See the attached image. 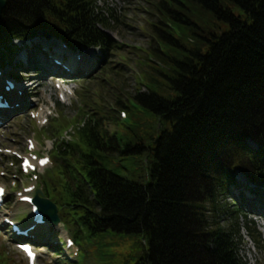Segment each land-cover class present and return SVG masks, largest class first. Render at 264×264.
Masks as SVG:
<instances>
[{
	"label": "trees",
	"instance_id": "trees-1",
	"mask_svg": "<svg viewBox=\"0 0 264 264\" xmlns=\"http://www.w3.org/2000/svg\"><path fill=\"white\" fill-rule=\"evenodd\" d=\"M228 1L242 13L220 0L148 2L141 25L147 46L130 47L142 52L136 93L113 101L132 116L139 107L153 113L164 122L159 128L140 131L142 123L133 122L116 138L117 121L129 119L104 100L93 118L77 109L60 128H45L55 141L53 154L64 162L48 175L47 192L72 226L80 254L106 236L136 235L138 243L112 261L114 250L101 245L100 255L110 256L106 264H247L239 254V212L227 208L225 224L214 216L236 170L264 180V0ZM201 12L221 32L198 25ZM1 21L2 63L17 51L13 39H29L42 28L71 44L99 46L105 57L126 48L105 32L125 24L123 17L97 0H5ZM57 108L61 117L65 108ZM145 150L151 154L145 184L126 168V176L109 168L118 155L134 164L129 157ZM0 264H9L5 252Z\"/></svg>",
	"mask_w": 264,
	"mask_h": 264
},
{
	"label": "rangeland",
	"instance_id": "rangeland-1",
	"mask_svg": "<svg viewBox=\"0 0 264 264\" xmlns=\"http://www.w3.org/2000/svg\"><path fill=\"white\" fill-rule=\"evenodd\" d=\"M150 1L153 0H97L98 5L113 8L116 10L117 14L123 17L125 24L114 25L110 30H108V32L118 41L123 43L126 48L122 49L119 53L113 52L106 58L104 57L102 62H99L102 54L100 49L97 47L90 49V53L92 55L91 59H93V65H96V68L95 70L93 69L94 72L89 76L90 80L86 76L82 77L81 73H79L78 78L72 77L69 81H67L70 83L69 86L72 91L71 93H67L65 95L64 102L61 101L63 107L65 108L66 116L71 118L72 115H75L77 108H82L87 110L90 118H93L92 113L95 112V109H98L99 111L103 109L101 106L103 105V100L104 102H107L108 107L112 106L115 109L117 106L113 100L117 95H120L121 98L125 100L126 95H134L136 93V79L138 77V73L140 72V66L137 60L139 58L138 56L141 55L142 52H136L130 47L147 46L148 34L142 31L140 26L145 24L144 18H146L147 13H149L147 12V9L151 7L150 3H148ZM220 1L224 7L231 9L235 14L242 13L240 7L234 2L228 0ZM217 23L218 21H216L214 17L206 14V12H201L198 25L209 26L212 28V31L219 33L221 32L222 27L219 28ZM196 39L195 34H190L189 41L195 42ZM53 42L55 41L53 40ZM15 43L18 46H21L20 51L13 57L11 66H3L4 74L15 72V69L19 66V60L22 62L23 68L26 65H29L25 67L26 72H22L20 69L16 72L22 80L24 78L26 79L25 81H22V84L20 85V87L24 86L27 89L26 91L23 89V92L20 91V96L23 100V108L33 106L31 108L34 109L37 104L46 106L50 108L52 115L54 114L53 117L56 118L57 114L59 115L60 113L55 104V101L58 98L57 95H55V91L53 90L54 87L51 83L50 75L53 73L49 72V67L47 68V71L45 70L46 67L42 63V59H33L30 61V56L27 50L22 47V44H24L23 42L15 41ZM50 48L55 51V53L58 52V50L53 46H50ZM67 54L68 53H64L65 58L73 59L72 56H67ZM123 56H125V60H123ZM90 60L83 62L81 65L87 66ZM104 69H107L110 72V77L117 78V82H119V84L116 81L115 83H111L109 81V77L104 73ZM53 75L54 77L61 76L57 74ZM61 79L65 80L68 78L61 77ZM119 86H123V89L119 90ZM2 89L3 87L0 85V90ZM142 91H145V89L142 88ZM84 95H87L86 104L82 100ZM91 102L96 103L91 104ZM139 108L140 109L133 111V116L131 115V112L129 113L126 111L127 117L130 121L128 120L125 124L120 120L117 121L118 125L115 126V128L117 127L115 134L116 138L118 131L122 133L123 129L128 130V128L132 127L133 122L142 123L140 131L146 128L147 125L151 128H159L164 124L163 120L158 119L153 113L144 110L142 107ZM44 110L45 112L48 111L46 108ZM44 110L40 112L42 113ZM18 112L20 113L16 114L14 117H7L0 122V148L13 150L24 149L26 137L33 136L40 142V154L49 152L53 145V141L50 140L52 137L40 132V130L43 129L41 127L42 125L36 120H32L26 114L24 109H20ZM97 114L94 117H98ZM64 119V114H61V117L59 116L57 120H52L51 125L60 128L64 124ZM111 128L112 127H110V129ZM70 133L69 128L63 134H66V137H68ZM131 142L134 144L133 141ZM250 146L253 147L252 149H256L254 145L250 144ZM124 156V154H121L114 158L115 164L111 165L109 168H114L116 172L123 176H126V173L123 171V169L126 168L131 173V179L138 180L141 184H145L147 178V165L150 163L151 154L148 153L147 150L134 154L132 157H129L131 158V161H134V164H129L127 161H121L120 159ZM16 165H12L9 160H6L2 155H0V172H6V177H4V179H0V181L2 180L6 182L8 189L6 196L7 210L5 211H14L16 220H20L22 224H28L31 218L29 210L24 205L18 204L15 195L17 188L13 187L14 185L11 183L14 175L16 174ZM237 179L239 185H247V180L243 179V176L239 174V172L237 174ZM28 182L29 181L27 179H22L17 181L15 186L19 185L20 188V186L26 185ZM217 200L219 209L214 216V220L223 224V222H225V218L227 217L226 209H231L233 206L232 202L234 201H232V198L230 197H219ZM248 206V203L243 205L242 207L244 208H241L238 215V225L241 228V239H243L241 252L247 264H261L264 260V214L256 213L253 209L250 211L248 210ZM253 207L256 209L255 206ZM259 210H261V208H259ZM248 213H250V217L248 218L252 219L254 222H250L248 218L244 216ZM60 228L61 227L50 230L47 226L38 227V230L35 232L37 244L39 245L37 246L39 253L37 264L64 263L61 259L64 256H61L59 253L54 254L52 246L47 244L51 241V238L54 240L58 239V237L55 236L58 234L57 230ZM60 236L65 237L66 235L65 233H61L59 234V237ZM253 236L259 240L260 245H258ZM93 243L94 245L90 248L87 247L86 253L80 254L76 264H106V258H109L110 256L109 254L100 255L103 251L102 247H100L101 245L104 249L108 246L114 250L110 253L112 261L117 259L118 256L127 254L132 246H135L138 243V239L136 235H130L127 239H119L115 236H106L104 239L100 241L95 240ZM0 246V253L5 252L6 260L9 264H26L24 258H22V254L15 249L14 244L10 241L8 234H4L0 239Z\"/></svg>",
	"mask_w": 264,
	"mask_h": 264
},
{
	"label": "water",
	"instance_id": "water-1",
	"mask_svg": "<svg viewBox=\"0 0 264 264\" xmlns=\"http://www.w3.org/2000/svg\"><path fill=\"white\" fill-rule=\"evenodd\" d=\"M5 6V1L4 0H0V16H1V11L3 9V7ZM0 25H1V21H0ZM38 34L39 36H42V37H46V38H50L51 37V34L45 30H40L38 31ZM49 204H45L44 206V211L47 212L48 214V218L50 220H53V221H59V218L58 216L56 215V208H54V206H50L48 208Z\"/></svg>",
	"mask_w": 264,
	"mask_h": 264
},
{
	"label": "bare ground",
	"instance_id": "bare-ground-1",
	"mask_svg": "<svg viewBox=\"0 0 264 264\" xmlns=\"http://www.w3.org/2000/svg\"><path fill=\"white\" fill-rule=\"evenodd\" d=\"M261 213H262V214H264V210H263V211H261Z\"/></svg>",
	"mask_w": 264,
	"mask_h": 264
}]
</instances>
